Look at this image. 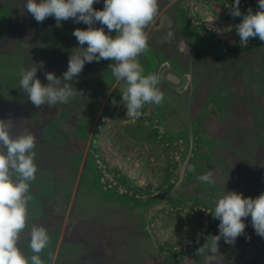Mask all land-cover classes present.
I'll list each match as a JSON object with an SVG mask.
<instances>
[{
	"label": "crops",
	"instance_id": "crops-1",
	"mask_svg": "<svg viewBox=\"0 0 264 264\" xmlns=\"http://www.w3.org/2000/svg\"><path fill=\"white\" fill-rule=\"evenodd\" d=\"M251 2L257 11L258 0ZM25 3L0 0V70L5 75L0 83V120L12 121V137L34 135L38 168L30 182L32 200L19 238L20 250L26 257L34 254L28 244L35 225L45 228L50 237V244L39 253L43 264H169L172 257L150 234L152 214L164 211L190 218L197 209L211 210L201 195L207 199L217 189L215 185L224 177L222 167H209L214 171L213 184L199 179L206 170L170 180L179 188L177 198L168 202L163 194L154 207L104 191L96 177V158L148 182L151 175H139L138 169L151 172L168 166L166 154L175 140L194 138L199 148L232 150L236 123L247 120L250 95L258 85L251 78L264 67V42L247 52L209 50L188 33L179 0H158V12L145 29L148 48L137 60L143 75L158 76L164 96L161 104L146 103L139 118L127 117L122 93L128 85L112 75V61L101 60L85 63L70 82L83 96L36 108L19 89L21 71L37 67L42 84L48 83L45 72L62 77L69 57L80 52L73 31L89 26L71 18L59 26L53 17L38 23ZM93 7L102 10L104 0ZM93 27L108 33L99 22ZM110 34L115 37V30ZM169 72L180 77L177 84L166 78ZM168 181L162 179L165 185H170ZM205 242H193L175 256L173 264H264L263 259L251 261L238 252L239 244L225 241L218 243L219 252L208 261L210 252L195 254Z\"/></svg>",
	"mask_w": 264,
	"mask_h": 264
},
{
	"label": "clouds",
	"instance_id": "clouds-1",
	"mask_svg": "<svg viewBox=\"0 0 264 264\" xmlns=\"http://www.w3.org/2000/svg\"><path fill=\"white\" fill-rule=\"evenodd\" d=\"M98 2L26 0L25 9L38 23L53 17L59 26L61 21L71 18L74 23L82 22L89 27L73 31L80 52L69 57L68 68L62 77H57L53 72H45L48 83L42 84L37 78V67L24 69L21 71L19 89L36 108L42 105L51 108L67 103L70 99L83 96V91L77 90L70 82L79 76L85 63L110 60L112 75L128 85L122 93L127 117L137 119L141 116L140 109L144 104L159 105L164 99L158 88V76L143 75V68L137 60L148 48L145 29L158 12V0H104L103 9L96 10L93 5ZM240 3L241 0H234L229 10L232 17H242L240 23L233 26L240 45L247 46L249 38L258 37L264 42V0H258L255 12L251 8L246 13L241 12ZM97 22L106 26L108 33L103 27H93ZM113 30L116 32L115 37L110 34ZM113 103L116 101L113 100ZM9 121L0 120V264H43L39 253L50 244L45 228L35 225L31 228L28 247L34 253L32 256L26 257L18 246L20 234L26 227L27 206L32 200L30 182L36 179L38 171L34 163L35 137L31 133L10 136ZM194 170V166L189 168V171ZM199 179L203 183H214L211 172L201 175ZM214 204L212 216L220 221L219 235L211 236L210 244L206 240L198 247L195 251L197 256L210 252L212 255L207 260L211 261L219 252L218 243L221 238L225 243L234 245L236 239L245 232L246 225L242 218L249 216L256 234L264 238V193L256 198H245L241 193L226 191ZM199 236L198 233L197 243Z\"/></svg>",
	"mask_w": 264,
	"mask_h": 264
},
{
	"label": "rangeland",
	"instance_id": "rangeland-1",
	"mask_svg": "<svg viewBox=\"0 0 264 264\" xmlns=\"http://www.w3.org/2000/svg\"><path fill=\"white\" fill-rule=\"evenodd\" d=\"M186 22L185 15V25L189 33ZM261 42L258 38H254L250 48L245 52L254 49ZM258 69L253 76V80L251 78V81L258 83V85L255 84L254 92L250 95L248 118L246 121L236 123V125L239 124L238 134H235L232 138V150L214 152L207 147L199 148V144L194 138L175 140L172 149L166 154L168 155V166L163 169L151 170V172L150 170L138 169L140 170L139 175L145 173L151 175L148 182L145 180L140 181L141 176L131 177L122 169L112 167V165L108 167V171L101 169V172L96 167V177L99 184L101 177L106 181L108 180V182H113L111 173H119V181L122 185L136 188L137 201L146 202L149 206L153 205L154 207L160 203L157 199L160 196L162 197L163 194L167 195L166 201L168 202L177 198L179 188L174 186L175 181L170 180H178L184 178V176L195 175L205 170L214 173V171H210L209 167H222L224 177L221 183L215 185L217 189L211 191L207 199L206 195H201L204 206L211 210L205 209V207L197 209L195 216L190 218H184L183 215L175 217L172 212L166 213L164 211L161 214L158 212L152 214L150 226H148L150 234H152L154 241L159 242L162 250L172 257L169 264H173L175 256L180 255L182 251L185 252L188 247L192 246L193 242L197 243L196 234H200L199 241L201 242L209 241L212 239L211 236L219 235L218 225L220 221L212 216L215 208L214 201L222 198L226 191L244 193L243 197L245 198H256L264 193V67ZM250 86L252 85L250 84ZM1 96L0 89V110L2 106ZM108 123L110 124L111 121H108ZM163 155L165 156V154ZM191 166H194V171H189ZM168 178L170 185L163 184L162 179ZM214 183L216 182L214 181ZM103 190L105 191V189ZM119 197L129 200L123 196ZM242 220L246 227L244 234L236 239L235 244H239L237 251L240 250V253H244V256L251 261L264 260V249L259 248L260 242H264V238L256 234L252 226L251 216L242 218ZM248 237L250 239H247ZM221 241H224L223 238L219 242ZM235 253L232 254L234 257H236Z\"/></svg>",
	"mask_w": 264,
	"mask_h": 264
},
{
	"label": "built area",
	"instance_id": "built-area-1",
	"mask_svg": "<svg viewBox=\"0 0 264 264\" xmlns=\"http://www.w3.org/2000/svg\"><path fill=\"white\" fill-rule=\"evenodd\" d=\"M233 2L234 0H179V5L187 18L186 24L190 36L196 38L205 48L216 52H226L231 48L240 51L248 50L254 38H249L247 46L240 45L239 36L233 26L240 23L242 17H232L229 14ZM248 8H251L253 12L256 11L251 0H241V12L246 13ZM101 121H103L102 118ZM109 166V164L100 163L96 158V167L100 172L101 169L108 171ZM111 174L113 182H108L101 177L100 186L105 191L113 192V195L137 200L136 188L122 185L119 181V173Z\"/></svg>",
	"mask_w": 264,
	"mask_h": 264
},
{
	"label": "water",
	"instance_id": "water-1",
	"mask_svg": "<svg viewBox=\"0 0 264 264\" xmlns=\"http://www.w3.org/2000/svg\"><path fill=\"white\" fill-rule=\"evenodd\" d=\"M166 78H167L170 82H172V83H174V84H177V83L180 81V77H179L177 74L172 73V72H169V73L166 75Z\"/></svg>",
	"mask_w": 264,
	"mask_h": 264
},
{
	"label": "trees",
	"instance_id": "trees-1",
	"mask_svg": "<svg viewBox=\"0 0 264 264\" xmlns=\"http://www.w3.org/2000/svg\"><path fill=\"white\" fill-rule=\"evenodd\" d=\"M0 72H1V70H0ZM5 75L4 74H2V72H1V80H0V83H2V80H3V77H4Z\"/></svg>",
	"mask_w": 264,
	"mask_h": 264
}]
</instances>
